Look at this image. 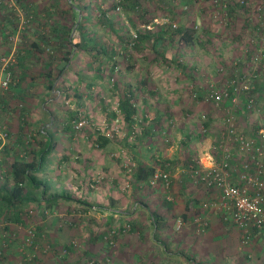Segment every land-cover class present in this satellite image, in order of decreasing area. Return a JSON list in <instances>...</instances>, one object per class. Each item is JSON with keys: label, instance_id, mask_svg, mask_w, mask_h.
<instances>
[{"label": "rangeland", "instance_id": "rangeland-1", "mask_svg": "<svg viewBox=\"0 0 264 264\" xmlns=\"http://www.w3.org/2000/svg\"><path fill=\"white\" fill-rule=\"evenodd\" d=\"M80 1L86 5L83 18L87 20V31L97 47L87 46L94 49L92 53L74 52L68 69L58 78L52 91L48 88L46 73L49 69L53 71L54 63L51 68L46 61H49L48 56L54 59L58 42L51 29L54 23L60 25V22L71 26L73 19L70 16L69 20L60 17V13L69 8L71 0H16L18 9L26 10L32 16L30 26L20 32L19 21H16L10 26L12 31L0 34L2 42L5 36L18 38L17 45H13L17 58L19 46L27 45V49L38 47L32 49L34 55L26 63V70L23 71L18 64L12 71V87L3 94L8 105L7 109L1 105L0 135L6 134V140H10L9 135L13 138L17 128L8 124L9 121L17 119L24 123L19 147L22 155L25 150L34 148L37 141H45V133L38 132L49 127L50 131H47L53 133L55 148L46 157L39 176L49 185L47 193H67L76 199V202L58 200L52 207L46 205L21 211L22 223L18 234L22 239L9 245L17 249L28 231L33 230L36 234L34 245L41 241L39 247H43V255H51L58 263L69 257L78 264H102L106 261L109 264H142L147 260L151 263L200 264L205 261L202 248L221 246L224 236L212 233L213 239L210 240L209 227L204 235L196 234L191 218L196 214L205 215L203 205H212L218 198L217 191H208L192 183L190 193L194 192L196 197L190 200L193 211L189 212L185 199L173 188L188 182L184 176L179 181V176L184 175L181 170L187 159L204 156V162H201L204 167L208 166L210 158L218 160L219 154L216 155L212 149L220 142L224 131L223 108L204 102L201 95L211 83L221 84L222 79L215 71L232 56L230 45L219 46L221 41H226L222 38H229L237 29L240 34L236 36L237 40L249 37L242 35L247 30L243 25L248 18L241 20L242 12L233 13L232 32L224 20L218 19L220 16L212 18L215 8L206 0H194L196 3L193 5L180 0H131L132 5L127 6L124 0ZM7 13L9 19H17L12 11L0 8V29L6 23L4 17ZM103 13L111 26L105 25ZM181 18L187 19L183 29L190 30L192 34L189 44L181 42L179 34H173L180 27ZM80 19L78 14L77 22ZM163 30L168 33L167 42L160 41L157 50L148 40H139V36L146 37ZM46 33L49 37L43 44L40 34ZM176 47H179L178 52ZM175 51L178 56L169 61L157 55L158 52L163 55V52L172 54ZM5 53L2 52L0 58L10 56L9 52ZM54 75L52 73L53 78ZM136 82L137 88L134 86ZM11 88L15 89L10 92ZM127 91L131 93L130 102L135 105L134 117L144 123V126L139 125L133 144L146 140L141 131L152 128L150 124L159 115H166L163 123H153L155 129L150 138L171 148L170 153L174 156L154 157L155 148L151 146L149 151L153 156L147 155L150 156L149 163H143L142 160L146 162V159L139 157L143 148L138 153L128 148L132 143L127 142L128 126L125 122L121 125L119 137L108 139L109 145L103 144L101 131L111 127L114 119L111 114L116 113L117 101ZM196 91L200 97L194 98ZM72 113H80L87 123L73 132L70 127L76 117L70 118ZM250 114L259 117L255 112ZM240 115L243 113L237 118ZM51 122L53 128L48 126ZM164 137L169 139V143L163 142ZM240 158L234 154L233 159L240 162ZM158 159L161 164L172 163L173 183L169 190L161 185L149 186L146 179H137L140 165L154 170L162 168ZM132 162L133 168L130 166ZM167 195L171 201L166 200ZM77 201L88 204L80 206ZM208 210L215 211V207L208 206ZM165 211L169 213L170 221L164 223L160 219L154 224L153 213L161 217ZM42 217L56 221L53 228L57 231L74 232L68 236L63 249L50 247L44 233L48 234V226L44 228Z\"/></svg>", "mask_w": 264, "mask_h": 264}, {"label": "built area", "instance_id": "built-area-1", "mask_svg": "<svg viewBox=\"0 0 264 264\" xmlns=\"http://www.w3.org/2000/svg\"><path fill=\"white\" fill-rule=\"evenodd\" d=\"M209 5L215 8L212 12V18L225 21L227 24L228 5L239 6L249 10V15L259 24L261 31H256L253 35H247L244 41V53L252 51L250 62L247 64L243 72H229V67L235 69L240 62L235 60L230 62L228 66L221 65L217 69L218 76L222 79L219 86L211 83L207 90L201 95L204 102L214 106L215 108H223V133L220 142L213 146V151L219 154L221 162L212 164L210 167H202L200 163L191 158L185 165L184 173L187 180L197 186H202L206 190L217 191L220 196L219 208L228 216L227 220L232 222L240 232V240L242 245H248L257 238H264V129H259L254 136L239 132L236 128L237 115L240 109V96L244 93L255 92L256 82L262 81L264 78V0H206ZM0 6L12 11L19 21L20 32L24 31L31 19V16L18 9L16 0H0ZM197 27H195L196 29ZM18 38L15 36L7 37L8 43L16 46ZM14 52V53H13ZM10 56L0 58V95L6 93L13 84L12 71L18 65L15 50ZM117 71V67L115 68ZM255 93L248 96L243 107L247 112H253L256 100ZM194 98L200 97L197 91L193 94ZM133 107L135 106L130 102ZM116 116L111 121V127L101 131V136L105 139H113L121 134V125L124 121L119 115L120 112L116 108ZM202 119H205L202 116ZM142 123L140 119L133 116V122L128 129V139L135 140L139 125ZM87 123L82 116L78 120L72 122V129L80 130ZM164 136L165 133H162ZM7 135H0L5 138ZM164 140H168L164 137ZM235 150V151H232ZM234 154L245 158L242 166L238 170V180L241 183L235 184L230 180V174L227 167L233 160ZM161 163V160L158 159ZM166 166L168 164H165ZM253 168V171L251 169ZM186 178V177H185ZM100 179V177H97ZM97 183V182H96ZM173 183L171 172L163 168L153 170L149 178V185L152 187L161 185L164 189L169 190ZM94 185L91 186L93 188ZM253 190L250 193L249 190ZM167 201H171V197L167 195ZM208 204L203 205L206 210ZM31 212V211H30ZM207 221L204 216L197 215L194 219V230L196 234L202 235L207 229ZM180 227L178 223L177 228ZM10 238L3 245L11 244L14 237ZM36 234L33 230L28 231L23 242L17 247L21 259L18 264H29L33 256L28 250L34 246ZM49 247V246H48ZM50 248V247H49ZM107 263L102 264H109ZM101 264V263H89Z\"/></svg>", "mask_w": 264, "mask_h": 264}, {"label": "crops", "instance_id": "crops-1", "mask_svg": "<svg viewBox=\"0 0 264 264\" xmlns=\"http://www.w3.org/2000/svg\"><path fill=\"white\" fill-rule=\"evenodd\" d=\"M180 1L187 3L189 5L190 4L193 5V3H196L194 0H180ZM198 1H200V0H198ZM205 3H206V1H205ZM207 4H208V2H207ZM174 11H176V9H174ZM239 12H242V15H243V18L241 20H244L245 17L248 18L247 20L244 21L245 24L243 25V29L247 28V30H245L246 32H244V34H242V35H244V36L253 35L256 33V31H258V32L261 31L260 26L254 20V17L249 15L250 14L249 10L242 8V7H239V6L228 5V11H227V16H228L227 21L228 22L225 25L232 28L233 27V23H232L233 13H239ZM186 22H187V19L181 18L180 27H178L177 29L180 30V29L184 28ZM6 24H7V21L5 24H3V27H2L3 29L5 27L10 28V27L6 26ZM2 28L0 29V34L3 33ZM227 31L229 32V30H227ZM230 31L233 32V28ZM238 32H239V29L234 31L235 35L234 34L231 35V36H233L232 40H230L231 36L229 38L224 37L222 39H225L226 41H221V43L219 44V46L220 45H230L231 46L230 49H232V53H231L232 56H229L228 59L225 58L226 60H224L223 63H221V64L228 66L231 61L234 62L235 60L240 59L239 60L240 62L237 64L235 69L229 67L230 73H232L233 71L243 72V69L246 68L247 64L250 62L249 60H250V57L252 54L251 50H249L247 53H244V49H245L244 41L247 37H243V38L241 37L240 40H237L236 36L240 35ZM166 34H168V33L165 30L158 32V34H149L148 36H150V40H148V41L152 44L153 43L152 38L154 39V37H155L157 39L156 41H158V42H154V43H156V48L155 47H153V48L157 50V47L160 46L159 43H161V42L166 43L167 42L168 36ZM142 40H147V39L144 38ZM15 48L16 47H14L13 45L7 44L5 41L4 42L0 41V54H2V52L3 53L6 52L5 54H7L9 52L11 54L15 50ZM27 48H28L27 45H22V46H19V48H17L18 52H20V54H19L20 59L19 60H21V61L31 60L33 58V56H32L33 53L27 52V50H26ZM176 48H177V52H178L179 47H176ZM177 52L175 51L172 54L163 52L164 53L163 55H161V52L160 53L158 52L157 55L160 54L162 59L169 61L170 59H173L174 57L178 56ZM26 67H28V66H26ZM215 72L217 74V69ZM134 86H135V88H137L139 85L137 83V85L135 84ZM135 88H134V90H135ZM254 93L256 94L255 95L256 106H255V109L252 111L255 112V114H258L259 117H254L253 115L250 114V112H247L245 110V108L243 107L247 97L252 96ZM4 99L5 98L1 99L2 101L0 103V112L3 111L1 105H4V108L7 109L8 103H7V100L4 101ZM240 109L242 111H239L238 115L240 113H243V116L240 115L236 121V128L239 132L247 135L248 137H251V136H254V134L257 133V131L259 129H264V78L262 81L256 82L255 92L244 93L240 96ZM252 116L254 118H252ZM7 118L10 119V117H7ZM165 118H166V115H164L162 117H161V115H159L150 124V126L152 128H146L145 130L147 132L145 130L141 131L143 137H146L145 138L146 140L139 141L137 145L133 144L136 140L135 141L134 140L133 141H131V140L127 141L129 143H132L128 146V148L133 153H138V152H140V149L143 148L142 149L143 153H141L140 154L141 156L139 155V157L141 158V160L143 158L146 159V162L144 160H142L143 163H145V164L149 163V157L150 156H147V155H151L150 151H149L151 146L155 148L154 149V152H155L154 157L162 155L163 157L170 158V157L174 156V154L170 153V152H172L171 148L169 149V148H167V146H163V144H161V142L156 141L153 138H150L152 130L155 129L153 123H158V122L163 123ZM8 124L17 128L15 130L17 134L14 135L13 138L11 137V134H10L9 135V137L11 138L10 140H6V137L0 138V223H1L0 224V264H18L20 259H21L20 253L17 251V249L14 246L9 245L8 243L6 245H3V244L8 241L6 239L10 238L9 235L14 237L13 243L21 241L22 237H21V235L18 234L19 233V225L22 223L21 211H24V210L29 209V208H34V207L38 208L41 206H46V204H48V203L45 201H41L40 203L37 201H28V202L19 203L15 199H13L11 201L8 199V194H9L8 191L12 187V174H11L12 171H10V167H11V165H13V163L15 161L20 159V156H21L19 154V147L21 146V142H22L21 132L24 130L23 129L24 123H22L21 121H18L16 119L12 122L9 121ZM141 125L144 126V123H141ZM61 131H58V133H60ZM59 140L61 141V138ZM163 142L167 144V143H169V139L167 141L164 140ZM109 144H110V141H107L106 145H109ZM138 145H140V146H138ZM152 156L153 155H151V157ZM178 156L179 155H177V157ZM208 157L210 158V155ZM192 158H195L200 163V165H202L201 162H204L205 157L203 156V157H200V159H198L197 157L192 156ZM217 158H218V160L215 159V161L211 158H210L211 161L207 160L208 166H206V167H210L212 164H216V163L219 164L221 162V158L219 155H217ZM189 159H191V158H189ZM189 159H187L186 162H184V164H183V169L181 170V173L184 175L179 176L180 177L179 181H182L183 176L186 177L185 181H187V176L185 175L184 170H185V165ZM237 160L238 159H236V160L233 159L232 161H230V163L228 164V167H227V172H229V174H230V180L232 183L241 185V183L238 180V174L237 173H239L238 170L240 169V167L242 166V163L246 159L241 157L240 162H238ZM158 165H159V167L161 166L164 170H168L169 172L172 171V168H171L172 163H169L167 166L165 164H161V163ZM130 166L133 168L134 163L132 162L130 164ZM149 169H150V175H151V173L153 172L154 169H152V167ZM129 170H131V169H129ZM251 171H253V168L251 169ZM148 177L150 178V176H148ZM147 178H146V182L149 185V178L148 179ZM263 180H264V177H263ZM191 184H192V182L188 181L185 183H181L182 186H177V187L173 188V189L176 188L177 193L183 197V200L185 199L184 203H185V206H187L186 208L189 210V212L193 211V205H191L190 200H192V199H194V197H196V194L194 192L193 193L191 192L193 194L192 196L190 195L191 194L190 191H191V189H193L192 187H190ZM209 191H212V190H209ZM249 192L253 193V190L250 189ZM39 195L40 194H37V195L32 194V196H37V197H39ZM216 195L218 196L217 199L215 198L216 201L212 205L208 204L209 207L210 206L215 207V211L208 210V207H207L206 210L203 209L204 210L203 212L207 216L205 218L206 221L209 223V226H207V227H209L208 231L210 229V232H209L210 240L213 239L212 233L224 236V240H223V243L221 242L222 243L221 246H216V247H209V246L203 247V246H201V248L203 247L202 248V255L204 254L205 261L202 263L201 262H199V263L200 264H264V238L260 237V238H257L256 240L254 239V241L248 245H242L241 240H240V232H239L238 228L232 222L227 220L228 216L218 206L219 202H220V196H219L218 192ZM171 200H172V198H171ZM59 201H61V200H59ZM87 201H90V200L87 199ZM87 204L88 203H85V206H87ZM169 207H171V206H169ZM168 214L169 213L166 211L162 212L160 214L162 222L168 223L170 221V215H168ZM197 215H200V214H196L194 216L192 215V218H191V225L193 226V229H194V219L196 218ZM189 216H191V215H189ZM42 218H43V221L45 223L44 228H47V226H48V234L46 233V231L44 233L46 234V238L49 240L48 243L50 244V247L51 248L54 247V248L60 249V250L63 249L68 242V240H67V238H69L68 236L73 235L74 232L71 230L66 231L64 229L61 231H57L53 228L56 221H54L51 218H45V217H42ZM47 219H49V220H47ZM38 220H41V219H38ZM202 235H204V234H202ZM40 243H41V241L39 243H35V245L31 249L28 250V253L33 256V259L29 262V264H78L77 262L71 261L69 259V257L66 259L65 262L58 263L57 261L53 260L51 255H43L45 253H43V247L42 246H41V248L39 247ZM95 251H97V250H95ZM178 257H179V254H178ZM118 264H137V263L125 262V263H118ZM142 264H191V262L190 263H188V262L178 263V262L155 261L154 263H151L150 261L147 260ZM194 264H196V263H194Z\"/></svg>", "mask_w": 264, "mask_h": 264}, {"label": "trees", "instance_id": "trees-1", "mask_svg": "<svg viewBox=\"0 0 264 264\" xmlns=\"http://www.w3.org/2000/svg\"><path fill=\"white\" fill-rule=\"evenodd\" d=\"M20 1H22V0H20ZM124 1H125V3H127L126 6L128 4L132 5L131 0H124ZM0 8H3V6H0ZM85 8H86V5L82 4L80 0H71L69 8L67 10H63L62 13H60V17L64 18V20H69L70 19L69 16L73 19L71 26L67 27L66 25H63V22H60V25H58L57 23H54V25L51 29L52 34L55 36V38L57 39L56 41L58 42V48L56 49V51L54 50V59L51 58L50 56H48L49 61H46L47 66L51 67V68H53V63H54V68L52 69L53 71H51V69H49V71L46 73V80L48 82V88L51 91L54 90L53 87H54L56 81L58 80V78L63 73H65V71L68 69L70 62H71V57H72L74 52L84 51V52L92 53L94 51L93 48L97 47V43L95 42V40L92 37L89 36V33H88L86 25H85V22L87 21L83 18V16L85 17V15L83 14L85 11ZM4 9H6V8L4 7ZM25 13L28 14V11H26ZM73 14H74V16H73ZM76 14H77V16H76ZM78 14L81 15L80 22H77ZM6 16L4 17L7 19L6 20L7 21L6 26L12 27V24L14 25V22H16L17 19L15 17L12 19H9L8 13ZM31 20H32V16H31L30 22H31ZM102 20L105 22V25H108V26L112 25L104 13L102 14ZM30 22H29V24H30ZM29 24H28V26H30ZM38 26H40V25H38ZM11 27L10 28L5 27L4 29L2 28L3 33L5 31H8V32L10 30L12 31ZM74 27H76V28L74 30L73 35L71 36L72 30ZM61 29H63V30H61ZM166 29H168V28H166ZM174 34H179L180 40L182 42H184L185 44H189L192 42L193 38H192V34H191L190 30H185L183 28L180 30L177 29L174 32ZM148 35L146 37L145 36H139V40H142L144 38L147 40H150V36H148ZM7 37H9V36H5V42L7 44H9ZM40 37H41L40 39L43 40L42 41L43 44H45L47 42V39L49 36L46 33L45 35L40 34ZM152 40H153V43H152L153 47L156 48V43H154V42H156L157 39L154 37V39L152 38ZM89 45L94 46V47L88 48L87 46H89ZM34 47L38 48L36 46H33V48ZM33 48L26 49V50H27V52L33 53V55H34V52L32 50ZM59 53H60V55H59ZM109 57L111 58V56H109ZM19 59H20V57L18 56L17 60H18L19 67H21L23 69V71L26 70L27 67L25 68V66L29 60L21 61ZM52 73L55 74L54 78L52 77ZM16 86H18V84ZM14 89L15 88H11L10 92L13 91ZM130 95H131V93L128 91L123 93L119 97L117 105H116V108L120 112V115L122 116L123 121L127 124L128 129H130L131 124L133 122V116L136 113L135 108L130 103ZM2 98H4V95L3 96L0 95V100ZM43 110L45 111V108H43ZM111 115H113L112 117L114 118L116 116V113L114 112ZM51 116H53V115H51ZM79 116H82V115L80 113H77V115H76V113H72L70 118L76 117L75 119H78ZM75 119H73V120H75ZM48 126L52 127L53 123L51 122ZM65 128H67V127H65ZM70 128L73 132L72 124H71ZM47 130L50 131L49 127H45L44 129H42L41 131L38 132V134L45 133L44 134L45 135V139H44L45 141L44 142L37 141L34 148L32 147L30 150H25V153H23L20 156V159H18L17 161H15L13 163V165H11L10 171H12L11 172V174H12V187L8 191V193H9L8 199L10 201L13 199L18 201L19 203L28 202V201H37L40 203L41 201H45L48 203V204H46L48 207H52V205L54 203H56L58 200L76 202L75 197H73V195H70L67 193H61L60 195L47 193V191L49 192V185L45 179H42L39 176L42 172L44 165H45L46 157L55 148L53 133H51ZM152 132H153V130H152ZM7 137H8V135H7ZM101 138H102L103 144H106L108 139H105L103 137H101ZM137 172H138L137 179L143 180V179H146L148 176H150V169L149 168H143V166H141V165L137 169ZM37 192L40 194L39 197L32 196V194H36ZM77 202L79 203L80 206L81 205L85 206V202H80V201H77ZM160 219H161V217L158 215V213L157 214L153 213L152 220H153L154 224H157V222Z\"/></svg>", "mask_w": 264, "mask_h": 264}]
</instances>
